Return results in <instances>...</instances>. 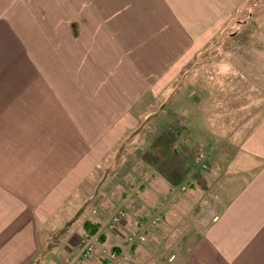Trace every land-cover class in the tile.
<instances>
[{"label": "crops", "instance_id": "crops-1", "mask_svg": "<svg viewBox=\"0 0 264 264\" xmlns=\"http://www.w3.org/2000/svg\"><path fill=\"white\" fill-rule=\"evenodd\" d=\"M194 4L0 0V54L45 58L47 53L61 54L64 39L70 38L73 51L77 46L86 55L81 63L97 72L94 85L102 87L101 98L88 93L82 117L103 118L106 126L108 118H128L133 103L159 91L160 83L173 81L175 72L207 47L206 12ZM28 64L33 70L46 68L41 62ZM60 86L42 74L19 81L0 78V264L36 261L48 243L50 222L62 215L58 211L65 206L75 214L81 207L72 198L91 171L79 169L77 139L64 140ZM101 99L114 103L112 115L109 109L101 113L95 109ZM110 126L101 131L110 134ZM250 133L242 148L246 158L211 162L204 172L183 161L184 175L168 178L175 185L185 177L190 181L187 190L193 191L213 182L210 173L216 171L213 210L205 208L200 215L199 235L187 244L179 264H264V120ZM173 155L177 162L181 151L174 150ZM89 156L86 153L81 160L88 163ZM93 163L90 158V167ZM172 256L169 262L174 263L177 254Z\"/></svg>", "mask_w": 264, "mask_h": 264}, {"label": "rangeland", "instance_id": "rangeland-1", "mask_svg": "<svg viewBox=\"0 0 264 264\" xmlns=\"http://www.w3.org/2000/svg\"><path fill=\"white\" fill-rule=\"evenodd\" d=\"M191 1L206 12L207 47L173 81L133 103L128 118L106 119L110 134L101 131L107 127L103 118L82 117L88 93L101 98L102 87L94 85L97 72L81 63L86 55L77 46L73 51L70 38L61 54L45 58L0 54V78L42 74L61 85L64 140L77 139L79 169L91 171L72 198L81 207L75 204V214L65 206L58 211L62 215L50 222L47 245L30 264H179L199 235L200 215L213 210L216 171L210 173L213 182L193 191L185 177L175 185L168 178L184 175V162L204 172L211 162L247 157L245 141L264 120V0ZM40 62L43 71L28 68ZM113 104L101 99L95 109L112 115ZM174 150L181 151L177 162ZM86 153L88 163L81 160ZM137 233H146V240L139 242Z\"/></svg>", "mask_w": 264, "mask_h": 264}, {"label": "built area", "instance_id": "built-area-1", "mask_svg": "<svg viewBox=\"0 0 264 264\" xmlns=\"http://www.w3.org/2000/svg\"><path fill=\"white\" fill-rule=\"evenodd\" d=\"M202 155V157H204L205 155H204V153H202L201 154ZM203 167L204 168H206L207 166H206V164L205 165H203ZM115 220H116V222L119 220V218H115ZM215 220H217V217H215ZM138 235H135V234H133V236H136L137 238L136 239H138L139 240V242H144L146 239V235H145V233H137ZM130 239L131 240H133L134 238H132V237H130ZM92 249H93V247H87V253H89V252H91L92 251ZM86 250H85V252H86Z\"/></svg>", "mask_w": 264, "mask_h": 264}]
</instances>
